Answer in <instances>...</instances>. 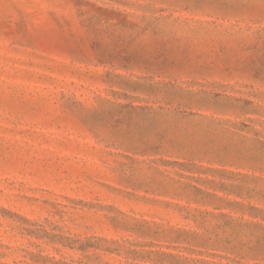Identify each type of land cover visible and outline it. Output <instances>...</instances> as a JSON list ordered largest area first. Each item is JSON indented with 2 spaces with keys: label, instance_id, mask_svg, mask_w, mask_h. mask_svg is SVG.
<instances>
[{
  "label": "rangeland",
  "instance_id": "obj_1",
  "mask_svg": "<svg viewBox=\"0 0 264 264\" xmlns=\"http://www.w3.org/2000/svg\"><path fill=\"white\" fill-rule=\"evenodd\" d=\"M0 264H264V0H0Z\"/></svg>",
  "mask_w": 264,
  "mask_h": 264
}]
</instances>
